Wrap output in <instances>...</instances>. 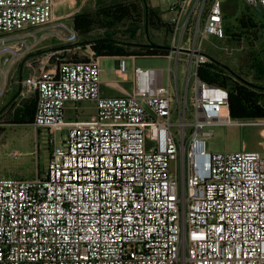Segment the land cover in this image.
<instances>
[{
    "label": "built area",
    "instance_id": "obj_1",
    "mask_svg": "<svg viewBox=\"0 0 264 264\" xmlns=\"http://www.w3.org/2000/svg\"><path fill=\"white\" fill-rule=\"evenodd\" d=\"M225 1L172 4L167 82L162 69L134 65L127 96L102 95L92 51L88 61L70 49L40 55L15 99H35L33 126L53 149L43 175L0 178V264H264V153L206 145L208 128L264 124L234 120L228 89L199 77L211 61L204 39L226 36ZM243 1L264 16V0ZM64 2L0 0V100L12 70L43 42L78 41L55 16ZM128 68L119 58L125 79ZM85 102L93 116L69 118L68 104Z\"/></svg>",
    "mask_w": 264,
    "mask_h": 264
},
{
    "label": "rangeland",
    "instance_id": "obj_2",
    "mask_svg": "<svg viewBox=\"0 0 264 264\" xmlns=\"http://www.w3.org/2000/svg\"><path fill=\"white\" fill-rule=\"evenodd\" d=\"M101 0H65L56 8V15H64L63 22L72 26L73 22L67 15L75 11H86L94 13L97 9L98 3ZM108 1V0H104ZM180 0H149L150 7L157 9L164 22H170L172 13L169 11L170 6ZM239 0H226L224 2L225 12V31L224 39H217L213 36H208L203 41V52L211 59L226 65L230 71L234 72V77L237 76L257 84L262 87L259 89L264 94V78L259 80L262 75L257 73V64L263 63L264 66V16L249 7L244 2ZM242 4L256 25L257 29L249 28L247 31H242L239 24L241 16ZM244 9V8H243ZM146 28L138 33L136 41L130 40L129 34L118 33L116 38L122 41L137 42L138 44H148V40L144 35ZM247 32V33H245ZM151 39L157 41L163 36V33L157 29H150ZM171 35L168 36V43H170ZM199 40V38H198ZM44 43V42H43ZM42 43V44H43ZM37 50L43 55L50 51H60L58 49L65 44L57 39H48ZM160 44H163L161 42ZM85 60L90 58L88 50H71L68 56L71 59ZM128 61V77L125 79L117 71V58L115 57H101L99 59L101 68V80L103 81L102 89L117 90L125 93L129 91L133 77V67L137 65L143 69L157 68L163 70V78L165 83L168 78V67H174L175 62H169L165 57H141V58H127ZM35 68L39 63L33 64ZM189 65V57L181 56L179 62V87L182 92L186 87V75ZM15 73L13 90L0 100V110L16 95L18 91V75ZM238 78V77H237ZM236 78V79H237ZM194 78H191L189 89L194 85ZM118 88V89H117ZM121 89V90H120ZM73 110L71 113L76 115L73 119L80 115L83 119L85 116L95 112L92 103H80L74 105L68 104ZM68 114V113H67ZM8 111L0 116V178H22L33 179L39 173L43 175L47 170L49 164V157L53 149V144L49 141V133L45 129L36 130L33 125L7 124ZM174 124L178 122V118L174 117ZM176 130V127H174ZM207 131L211 135L206 138L207 151L210 153L218 152H240L257 150L264 153V124L263 125H233V126H215L208 128ZM66 130L57 134V142L59 143L65 136ZM175 162L171 163V171L174 173Z\"/></svg>",
    "mask_w": 264,
    "mask_h": 264
},
{
    "label": "trees",
    "instance_id": "obj_3",
    "mask_svg": "<svg viewBox=\"0 0 264 264\" xmlns=\"http://www.w3.org/2000/svg\"><path fill=\"white\" fill-rule=\"evenodd\" d=\"M240 6L242 9L238 21L242 31H247L249 28L257 29L245 9L248 7L242 4ZM72 22L75 31L78 33V41L55 50L89 49L96 59L101 57L132 59L166 57L169 53L168 36L171 32V24L162 20L160 12L150 7L148 0H101L94 13L78 12L73 15ZM143 26L146 28L144 35L149 42L148 44L140 45L137 42L122 41L116 38L118 33H128L130 40L136 41ZM152 28L163 33V36L157 41L151 39L150 29ZM161 42L163 44H160ZM39 53L41 52L30 56ZM74 57L75 59L72 60L79 61L77 56ZM89 59L85 60L88 61ZM254 68L264 78L263 63H259L258 66L256 64ZM233 75L234 72L230 71L226 65L213 59L199 69L200 79L209 84L228 89L229 107L234 120H264V94L259 90L262 87L239 76L236 79ZM35 105L36 101L33 98L19 106L16 105V99L11 98L0 110V116L8 111L7 124L33 125Z\"/></svg>",
    "mask_w": 264,
    "mask_h": 264
},
{
    "label": "crops",
    "instance_id": "obj_4",
    "mask_svg": "<svg viewBox=\"0 0 264 264\" xmlns=\"http://www.w3.org/2000/svg\"><path fill=\"white\" fill-rule=\"evenodd\" d=\"M239 1L240 2H244L243 0H239ZM148 3H149V0H148ZM244 3L246 4V2H244ZM149 6H150V4H149ZM78 12L79 11H75L73 13H69L67 16L70 17V19H72L73 15L76 14V13H78ZM55 16L56 17H64V15H56V9H55ZM86 50H88L89 53L91 52V50H89V49H86ZM36 53H38V52L36 51L33 54H36ZM39 57H40V55L39 56L38 55L28 56L27 58H24L18 64V66L12 70V72H11L12 84H11V88L9 89V92L8 93H10L13 90V86L15 85L14 84L15 73H17L16 75H18V78H19L18 79V84H17L18 85V91H19V81L21 80L22 77L27 76L29 74V72H31L32 70H34L35 66L33 64L37 62V60L39 59ZM259 80H262V77L259 78ZM103 84L104 83L102 81V85ZM102 85H101V91H102V95L105 96V97H119V96H127V95H129V91L127 93H125V90H122V92H118L117 90L113 91V90H108V89H105V88L102 89ZM18 91H17V93H18ZM17 93H16V95H17ZM16 95H14L12 98H15ZM71 110H73L72 107L71 106H68V109H67L68 116H69V118L73 119L74 117H76V115L72 114L71 113ZM94 113L95 112H93V113L85 116L83 119H80V120H88V119H90L93 116ZM81 116L82 115H80L79 118H81ZM79 118H78V115H77V119H79Z\"/></svg>",
    "mask_w": 264,
    "mask_h": 264
},
{
    "label": "water",
    "instance_id": "obj_5",
    "mask_svg": "<svg viewBox=\"0 0 264 264\" xmlns=\"http://www.w3.org/2000/svg\"><path fill=\"white\" fill-rule=\"evenodd\" d=\"M118 63H119V58H117V62H116V64L118 65Z\"/></svg>",
    "mask_w": 264,
    "mask_h": 264
}]
</instances>
